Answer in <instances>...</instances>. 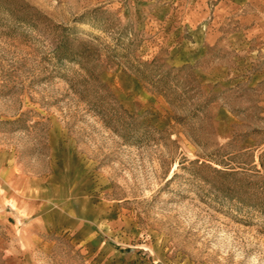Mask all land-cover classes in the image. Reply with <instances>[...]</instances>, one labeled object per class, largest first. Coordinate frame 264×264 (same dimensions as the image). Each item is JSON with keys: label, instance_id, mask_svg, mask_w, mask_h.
I'll use <instances>...</instances> for the list:
<instances>
[{"label": "rangeland", "instance_id": "rangeland-1", "mask_svg": "<svg viewBox=\"0 0 264 264\" xmlns=\"http://www.w3.org/2000/svg\"><path fill=\"white\" fill-rule=\"evenodd\" d=\"M8 173L0 264H264V0H0Z\"/></svg>", "mask_w": 264, "mask_h": 264}, {"label": "crops", "instance_id": "crops-1", "mask_svg": "<svg viewBox=\"0 0 264 264\" xmlns=\"http://www.w3.org/2000/svg\"><path fill=\"white\" fill-rule=\"evenodd\" d=\"M11 172V171H10ZM2 175H0V185H1V182H5L7 185H9V183L11 182L10 180V173H8V177H5V178H1ZM6 198V194L4 192V190H1L0 191V202H4V199ZM5 219V216L4 215H0V225L3 224L4 226L7 225L6 223L8 222V220H4ZM33 220V219H32ZM36 222H34V225L35 226H41L42 224L45 225V223L42 222V220H35ZM2 226V225H1ZM6 251H8V255L11 257H19L18 255H21L19 254V252H17V250H12L10 249L7 244H6ZM16 253V254H15Z\"/></svg>", "mask_w": 264, "mask_h": 264}]
</instances>
